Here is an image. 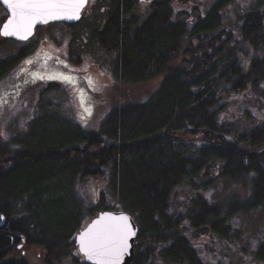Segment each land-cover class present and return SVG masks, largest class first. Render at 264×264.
<instances>
[{
  "label": "trees",
  "instance_id": "1",
  "mask_svg": "<svg viewBox=\"0 0 264 264\" xmlns=\"http://www.w3.org/2000/svg\"><path fill=\"white\" fill-rule=\"evenodd\" d=\"M187 1L102 0L93 7L91 39L112 56L106 66L115 85L158 80L146 101H121L97 131L42 110L25 134L8 139L0 131V264H28L12 256L17 244L41 247L45 264H90L76 255L75 238L106 210L128 212L138 225L131 264H206L189 231L229 240L237 235L235 218L264 211V120L240 129L220 118L232 96L264 94V3L240 18L237 32H221L235 0H214L195 21L176 18L175 3ZM143 3L146 13H137ZM245 46L260 54L249 57ZM28 54L1 58L0 79ZM81 55L73 61L80 64ZM43 57L44 65L57 62ZM61 82L69 83L49 81L47 89ZM209 173L249 183L248 195L212 202L205 193L216 178ZM93 178L106 188L87 203L77 188ZM182 186L195 192L185 205L176 198ZM255 256L264 262V241Z\"/></svg>",
  "mask_w": 264,
  "mask_h": 264
},
{
  "label": "rangeland",
  "instance_id": "2",
  "mask_svg": "<svg viewBox=\"0 0 264 264\" xmlns=\"http://www.w3.org/2000/svg\"><path fill=\"white\" fill-rule=\"evenodd\" d=\"M98 1L102 2H89L84 10L85 16L75 28L69 27L65 22H58L40 26L35 36L26 42L13 39L2 42L0 38V60L14 56L24 49L29 50L21 63L0 79V131L6 138L12 139L25 134L33 117L40 110L59 114L88 130L97 131L112 109L122 104L121 101L144 102L157 88L158 80L128 86L115 85L108 68L112 56L91 39V27L98 15V9L93 7ZM213 2L214 0L176 2L175 16L195 21L200 15L204 17ZM263 3L264 0H235L224 10L220 31L237 32L240 18ZM146 11V3L136 10L140 14ZM7 15L5 8L0 6V26ZM244 51L249 57L260 54L246 46ZM77 53L82 54L80 64L72 59ZM44 55L54 56L56 60L52 61L57 62L42 64ZM56 63L66 66L69 71L59 68ZM19 74L23 77L18 78ZM59 80L69 83L61 82L60 88L47 89V82ZM36 83L38 84L33 86ZM220 116L222 120L233 122L240 129L251 128L264 120V94L248 90L234 95ZM208 176L216 178L205 193L212 202L226 204L230 199L248 195L249 183L246 185L241 181L219 178L214 173H209ZM205 177L199 176L197 182ZM105 188L106 181L103 178H93L79 183L77 189L79 196L88 203L94 202L97 194ZM194 194L190 186H182L177 190L176 198L185 205L186 199ZM234 226L237 235L229 240L201 236L192 230L189 231V236L206 264H264L255 256L256 248L264 241V211L240 215L235 218ZM79 254L77 250L76 255ZM12 256L23 259L28 264H45L43 249L35 245H23ZM64 264L71 263L68 261Z\"/></svg>",
  "mask_w": 264,
  "mask_h": 264
},
{
  "label": "snow or ice",
  "instance_id": "3",
  "mask_svg": "<svg viewBox=\"0 0 264 264\" xmlns=\"http://www.w3.org/2000/svg\"><path fill=\"white\" fill-rule=\"evenodd\" d=\"M88 0H5L12 8V18L8 20L5 35H15L18 32L30 33L34 22L47 19H79V13L86 6ZM26 38V35L25 37ZM115 223L105 225L99 231L89 229L81 234L82 248L90 255L101 259L102 264H115L127 252L128 239L134 236L127 217L109 218ZM100 222H97L99 225ZM95 227V226H94Z\"/></svg>",
  "mask_w": 264,
  "mask_h": 264
},
{
  "label": "water",
  "instance_id": "4",
  "mask_svg": "<svg viewBox=\"0 0 264 264\" xmlns=\"http://www.w3.org/2000/svg\"><path fill=\"white\" fill-rule=\"evenodd\" d=\"M89 1L87 2L86 6L82 8V10L79 13V19H67V18H63V19H47L46 22H41L40 20H37L36 22H34L32 30L30 33L25 34L24 32H18L15 35H5L4 32L5 31H9L11 32L12 29H5V25L8 23V20L10 18H12V8L9 6V4L5 3V0H0L1 5L5 8V10L7 11V17L6 19L3 21V23L0 26V36L4 39H13L19 42H26L28 40H31L35 34H36V30L38 27L40 26H45L51 23H58V22H65L68 24H75L78 23L82 16H83V12L84 10L87 8ZM15 2V0H10V3ZM26 35V38H24ZM120 217H127L128 218V223L131 227V230L133 232H135L134 236H130L128 239V249L127 252L124 253L120 259L118 261L115 262V264H131L134 260L135 257V249H136V240H137V236H138V232H139V228L138 225L135 221V219L133 218V216L131 214H129L128 212H125L123 210H106V211H101L99 212L94 218H92L87 224L86 226L81 229L78 234L76 235L75 238V243L76 246L78 247V250L80 252V254L84 257L85 261L90 263V264H102V261L100 258H98L97 256L94 255H90L89 253L85 252L82 248L81 245V234L85 233L86 231H88L89 229H93V232L95 233L96 231H99L100 229H102L105 225L108 224H113L115 223V220L113 219H109V218H120ZM1 218V223L0 225H4L5 223V218L4 216L0 215ZM100 222L99 225H97V222ZM95 226V227H94ZM23 246V245H22Z\"/></svg>",
  "mask_w": 264,
  "mask_h": 264
},
{
  "label": "flooded vegetation",
  "instance_id": "5",
  "mask_svg": "<svg viewBox=\"0 0 264 264\" xmlns=\"http://www.w3.org/2000/svg\"><path fill=\"white\" fill-rule=\"evenodd\" d=\"M21 246H22L21 244H17V245H15V246L13 247V251H12V253L15 252V251H17Z\"/></svg>",
  "mask_w": 264,
  "mask_h": 264
}]
</instances>
